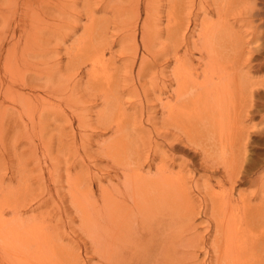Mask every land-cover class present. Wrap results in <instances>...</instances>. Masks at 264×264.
Listing matches in <instances>:
<instances>
[{"label": "rangeland", "instance_id": "374dc122", "mask_svg": "<svg viewBox=\"0 0 264 264\" xmlns=\"http://www.w3.org/2000/svg\"><path fill=\"white\" fill-rule=\"evenodd\" d=\"M8 1L0 4L4 6L8 4L12 8L22 3L21 0ZM48 4H45L48 7L44 5L33 9L35 10L33 15L37 11V15L42 17L44 23L41 21L40 25L49 26L47 31H43L45 40L38 42L39 45L30 43L28 47L23 41H19L9 55L5 52L6 46L3 49L2 66L5 63L13 70L22 69L20 72H28L29 75L34 74V70L37 69L43 72V76L48 72L55 75L53 82L42 76L45 82H49L47 87L45 85L43 87L46 90L50 89V92L42 90L43 99L32 94L34 98L30 97L31 99L21 102L16 108H9L10 101L7 97L9 95L4 97L3 93L8 92L9 88L11 94L23 91L22 82L18 80L9 87L0 85L2 90V93L0 92V211L2 213H0H5L4 218L11 220L14 217L12 208L21 210L22 213L24 212L23 215L26 212L24 218L34 217L31 219V225L43 227L46 237H53L50 240L51 248L46 260L50 258L54 261L49 264H100L99 251L95 250L92 244L95 241L82 232L86 230H82L83 224L80 223L79 212L76 213L70 203L66 181L68 175H71L69 176L71 178L83 175L82 189L91 190L98 204L102 205L100 186L108 185L109 176L113 178L115 186L122 181L119 180L121 174L118 177L116 175L119 169L116 171L112 167V165L118 166L119 163L113 164V159L110 157L112 152L109 150L114 138H119L115 133L118 125L123 127L121 129L124 132L120 134L126 147H132L133 154L136 155L137 152L143 163L145 160L148 161L153 154V147L157 143L163 144L162 140L156 137V129H160V132L167 131V124L172 120L168 121L165 118L168 114L162 111L160 105L171 99L169 97L171 92L168 93L167 90L173 91L176 88L174 84H171V88L163 86L166 83L162 78L160 79L161 74L158 73L154 62L155 56L161 51L162 53L167 51L169 47V50L174 49L180 44L179 57L188 54L186 58L190 56L189 60L192 59L190 62L188 60L187 65L199 67V51L190 49V52H185V45L193 46V42L198 43L204 28L208 25L212 28L217 23L224 22L228 27L226 28L228 33L222 32L223 36H218V43L222 44L216 43V46L225 50L226 58L222 60L223 65L219 66L228 67L239 82L235 89L236 103L232 110L236 113L232 112L234 113L232 118L236 120L231 122V127H228L230 128L228 133L232 135L231 139L225 140L234 142L236 146L233 154L229 153L227 156V162H232V159L236 162L238 158L239 165H242L241 174H238L235 183L231 184L221 165L223 159L218 158V162L215 157L204 159L200 153L201 148L203 146L205 149L208 148L205 147L206 144L199 143L197 149L191 147V150L183 145V148L181 147L177 152L169 153L174 155L175 159L181 158L188 165L185 169L179 166V163H175L177 166L174 165L171 170L174 175L177 173L175 177L180 178V181L184 177L182 174L185 175L192 191H195L197 184V188L202 192L194 193L201 201L199 206L201 217L198 215L195 218V224L198 228L196 234L206 236L207 247L188 251L198 254L199 264H209L212 253L208 248L215 239L214 231L207 230L208 223L203 216L205 211L203 198L205 191L209 189L216 194L230 191L235 202L239 201L240 196L248 199V203L246 202L248 212L243 211L245 208L240 211L242 214H247L243 220L242 216H239L240 212L237 215L235 211L236 218L240 217L237 222L239 224L243 222V229L247 227L251 230L250 234L247 230L246 241L242 247L250 255L254 252L264 256V248L259 250L258 247L264 245V236H262L264 232V0H56ZM57 5L66 8L61 12V8H56ZM10 7L7 9L9 10ZM221 8L226 9L222 11ZM219 9H221L220 18L217 12ZM147 12H150L149 15ZM247 20L249 23L246 22ZM17 23L19 27L29 24L18 19L12 22L14 25ZM176 25L181 29L183 27V30L177 32L179 34L176 33L178 29ZM215 40L217 42L218 39ZM33 48L34 51L38 49L37 57L32 54ZM98 55L104 58L94 62ZM168 57L170 67L167 71L171 73L174 69V57L172 55ZM142 64L146 66L143 65L142 68L140 66ZM162 64L163 61H160V65ZM200 72L201 69L199 75ZM1 75L0 80L3 79L4 83ZM52 83H57V88H61L58 91L60 94L69 86L67 92L72 96L73 101H65L53 95ZM66 103L71 105L68 106ZM193 112L195 110L191 107L189 113ZM149 117L150 121L147 120ZM140 120L143 121L142 124ZM201 123L193 122L194 127L201 129L203 133L205 131L202 129L206 128L203 126L204 123ZM174 128L173 126L170 128L176 131L172 138H183ZM217 138V134L213 131L212 134L207 135V139L203 137V142L200 143L210 144L217 141ZM165 149L168 150L167 147ZM149 150L150 154H148ZM213 161L217 162V165L211 167ZM155 162L156 164H152L150 169L146 168L148 172L152 170L150 172L152 177L156 174L159 159ZM205 163L211 169H207ZM215 169L217 171L214 174ZM52 177L55 178L54 182H51ZM32 196L41 199L53 198L40 207L34 205L33 209H35L30 211L33 203L26 200H30ZM257 211L258 215H256ZM161 219L167 218L161 217ZM226 221L227 219L224 218L223 223H228ZM45 222L48 226H45ZM54 222L58 225L52 224ZM157 222L160 221L157 219ZM212 224L211 221L210 226ZM207 232L211 234L208 235ZM53 241H56L55 244ZM145 248L154 250L152 254L150 253L151 257L161 250L156 238L147 246L141 247V249ZM68 259H71V262H68ZM0 261L1 264H5L4 259ZM125 261L123 263L128 264ZM244 263L249 264V261L245 260Z\"/></svg>", "mask_w": 264, "mask_h": 264}, {"label": "bare ground", "instance_id": "6f19581e", "mask_svg": "<svg viewBox=\"0 0 264 264\" xmlns=\"http://www.w3.org/2000/svg\"><path fill=\"white\" fill-rule=\"evenodd\" d=\"M3 1H7V3L9 2L8 0H0V2ZM21 1V4L15 5V7L13 6L12 8L8 4H5L6 6L8 5L7 7H10L9 10L6 6H4V4H0L1 66V59H3V49L5 46V52L7 55H9L12 51H14L19 41H23L25 46L28 47L30 43L39 45L42 40H45L43 31H47L49 26H45L43 24L40 25L41 21L43 22L41 19L42 17L40 18L37 15V11L33 15V12L35 11L33 9H36V7L39 6L43 7L45 4L56 0ZM14 2L12 3L14 4ZM48 5L45 6L48 7ZM223 7L225 6L223 5ZM56 8H61L60 10L62 12V9H65L66 7L63 8V6L57 5ZM221 9L222 11L225 10L223 8ZM221 9L217 11L219 18L221 16ZM120 11L118 10V12ZM120 14L119 16H121ZM69 16L71 17V15ZM16 19L25 22V24H28L27 22H29V24L28 26L20 25V27L18 26V23L15 25L12 24V22ZM246 22H248V20ZM177 26L178 25H176V27ZM177 28L178 29H176V33L179 30H183V27L182 29L179 27ZM226 28L228 27H226L224 22L217 23L212 28H209L208 25V27L204 28V33L203 35L201 34L202 38H200L201 40L198 43L193 42V46H189L190 44L188 46L185 45V52H190V49L199 51V67H195L192 64L190 66L187 65L190 57L188 56V58H186L188 54L185 55V57H179L178 52L180 49L178 48H180V44H177L178 46L176 45L174 49L172 48L169 50V47L167 51L163 53L161 51L155 56L154 62L156 63L158 73L161 74L160 79L162 78L166 83L163 84V86L166 88H171V84L176 85V88L173 89V91L167 90L168 93L171 92L169 93V97H171V99L168 98V101L162 102L160 105L162 111L168 114L165 118H167L168 121L170 119L173 121L170 120L172 122H168V126L166 127L167 131L160 132V129H156V137L161 139L164 145L157 143L155 147H153V154L148 158V161L145 160L144 163L137 152L136 155L133 154L134 149L132 147H126V145L122 142L121 139L123 137L120 133L124 132L122 131L123 129H121L123 127H119V125L117 126L115 133L119 135V138L117 139L115 137L114 141H110L111 143L109 150L112 152L110 157L113 159V164L117 162L119 163L118 166L112 165V167L115 168L116 171L119 169V173L116 172V175L118 177L121 174V178L119 176V180L122 181H120L119 184L115 186L112 181L113 178L109 176L107 179L108 185L105 187L100 186L102 205L98 204L91 190L87 191L82 189V184H84V179L82 178L83 175H78L76 177L72 175L74 178H71L69 177L71 175H68L66 181L68 183V196L71 201L70 203L75 208L74 210L77 211L76 213L79 212L78 216L81 220L80 223L83 224L82 230H86L81 231L85 232L86 234H84L86 236L88 235V237H92L95 241V243L92 244H94V247L96 248L94 249H98L99 251L100 255L98 256L100 258L98 259H101L100 264H125L123 263L125 260L128 262V264H139L140 262L147 264H199L197 261L199 258L198 254L195 252L188 253V251L189 249L194 251L197 248L205 249V247H207L206 236L204 237L203 235L196 234L198 228L195 224V218L201 214L199 213L201 201L199 198L197 199L194 193L197 192L200 194L202 192L199 190V188H197V184L195 185V191H192L191 186L186 182L187 178H185V175H183L181 172L180 173L182 176H184L181 181L180 178L175 177L177 173L174 175L171 170L175 163H179V166L185 169L188 168V165H186L185 161L181 158L175 159L176 157H173L174 155H169V153L175 151L177 152L178 149L181 147L183 148V145L184 147H189L192 150L191 147L197 149L198 143L200 145L206 144L205 147L208 149H205L203 146L200 153L203 155L204 159H209L210 157H215L216 160L218 158L223 159V163L221 165H223L222 167H224V170L226 171L224 172L227 174V179L231 184L241 174L240 169L242 168V165H239L240 161H238V158H236V162L234 159L231 160L232 162H227V156L229 153L231 155L233 154L234 148L236 146L234 142H228L225 140L231 139L232 135H229L228 132L230 131V128L228 129V127H231V122L236 120L232 118V115L235 113L232 110L235 107L237 95L235 89H237L239 82L235 79L233 72H231L228 67L221 68L219 66L223 65L222 60L226 58V55L224 53L225 50L220 48V46L217 47L216 43L219 42V37L223 36L222 32H224V34L228 33ZM61 32L62 31H60V33ZM216 38L218 39L217 42L215 40ZM182 40L185 41L184 39ZM184 43L188 44L186 41ZM38 48L40 49L41 47L39 46ZM37 52L38 49L37 51H34L33 48L32 54L35 55V57L39 55ZM170 55L174 57V69L172 68L173 71H171V73L167 71V69L170 67V59L168 57ZM166 57L168 58L164 59ZM103 58L104 57L102 55H98L93 61L99 62ZM191 59L192 58H190L189 62ZM160 61H163L162 65H160ZM35 64L39 66L41 65L40 63ZM143 65L145 64L140 66L143 68ZM1 66L0 74H2V78H4V83L3 79L0 80L1 87H4L5 85L9 87L11 86V83L13 84L14 82L20 80L24 88L23 91L17 92L16 94L9 93L10 88L8 89V92L3 93L4 97L9 95L7 96L10 101L8 105L9 108H16L21 102L28 101L31 99L30 97H33L32 94H34V97L43 99L42 90L44 92H50V89H45L49 82H45L43 77L46 78V80L52 82L55 79V75L52 73L48 72L46 73V76H43V72L38 69L34 70V74L29 75L28 72H20L22 69H11V67L9 68L5 63L2 66L3 69H1ZM199 69H201L200 75ZM31 70H33L32 67ZM91 73H89V75H91ZM201 75L202 80H200ZM91 77L92 76H90V79ZM93 78L95 79L96 77ZM76 79L78 80L77 77ZM76 79L75 81L78 85ZM40 82L42 84H40ZM56 84L57 83H52V86L54 87L53 95H56L57 98L60 97L59 99H63L65 101H73L71 98L72 96L68 95L67 92L69 86L65 87V89L60 94L58 91H60L61 88L58 89ZM43 85H45V87H43ZM158 90L160 91V89ZM0 92L2 93L1 89ZM44 95L46 94L44 93ZM111 101L112 100H110V102ZM67 105L70 106L71 104ZM191 107L195 110V112L189 113V109ZM232 112L234 113L232 114ZM147 120L150 121V117ZM142 122L143 121L140 120L141 124ZM193 122H203V126L206 129L202 130L205 132L202 133L200 131L201 129L199 130L197 127H194ZM172 126L175 127L174 129L180 132V135L183 138H172L174 134H176V131H172L170 129ZM213 131L217 134L218 140H215L216 142L214 141L210 144H207V142L201 144L200 141L203 142V137L204 139H207V135L212 134ZM234 132L235 131L233 130V133ZM210 145L214 146V148H212ZM166 147L168 150L165 149ZM148 152V154H150L151 151L149 150ZM158 159L159 162L156 165V174L152 177L150 173L152 170L148 172L146 168L150 169L153 166L152 164H156L155 161ZM218 161L219 159L217 162ZM217 162L213 161L211 167L212 165L216 166ZM206 167L207 169H211L209 165ZM216 171L217 169L214 170V174ZM181 174H179V177ZM54 177H52L51 182L55 181ZM210 190L211 189H209V191H205V197L203 198V202L205 203L203 205L205 209L203 216L206 217L205 222L208 223L207 230L212 229L211 231H214L215 234V239L208 248L212 253L209 264H242L245 260L249 261V264H264V256H259L258 253L254 252H252L250 255V253L242 247L246 241V235L251 230L247 227V229H243V222L240 224L237 222V219L240 217L236 218V213L243 210V208H245L243 211H247L246 202L248 199L240 196L239 201L235 202L232 199L230 191L226 192L225 194H218V192L216 194ZM45 198L41 199L38 196H32L30 197V200L27 199L26 202L30 201L29 203H33L32 208L30 207V211L35 209H33L34 205L36 207H40L45 202H50L53 197L50 199ZM247 209L249 210L248 207ZM11 211L13 212L12 215H14L11 220L5 219L3 216L5 213L1 214L2 212L0 211V260L4 259L5 264H49L50 262H53L54 260L50 258L46 260V256L49 254L48 252L51 248L50 240H52L53 237H46L43 227L41 228L37 227V225H31V219L34 217H31V219L29 218L30 220L24 218L26 212L23 215L24 212L22 213L21 210H18L17 208H12ZM240 214L241 215L238 213L237 215L242 216V220L246 217L245 215H247L242 214V212H240ZM256 215H258V211L256 212ZM161 217H166L167 219H161ZM224 218L227 219L226 222L228 223H223ZM157 219L160 222H157ZM210 220L213 222L212 226H210ZM237 223L238 225H236ZM52 224L56 223L54 222ZM46 225L48 226V224L45 222V226ZM57 225L58 223L55 226ZM207 233L208 235L211 234H209V232ZM262 236H264V232ZM154 238H156L158 247L161 250L159 249L160 251H158L157 254L154 253L156 255L151 257L152 255H150V253L154 250L148 248L141 249V247L147 246V244L151 243L152 239ZM165 245L167 246L166 248L164 247ZM258 247L260 250L261 248H264V245L261 244ZM69 254L71 255V253ZM68 262H71V259H68Z\"/></svg>", "mask_w": 264, "mask_h": 264}]
</instances>
